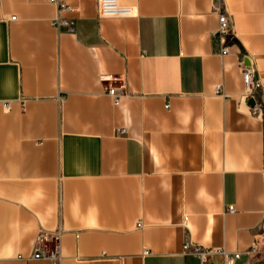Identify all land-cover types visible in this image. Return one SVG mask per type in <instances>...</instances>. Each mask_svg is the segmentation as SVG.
Here are the masks:
<instances>
[{
    "label": "crops",
    "instance_id": "obj_1",
    "mask_svg": "<svg viewBox=\"0 0 264 264\" xmlns=\"http://www.w3.org/2000/svg\"><path fill=\"white\" fill-rule=\"evenodd\" d=\"M59 1L0 0V264H225L185 240L264 264V112L240 101L246 64L264 109V0Z\"/></svg>",
    "mask_w": 264,
    "mask_h": 264
},
{
    "label": "built area",
    "instance_id": "obj_2",
    "mask_svg": "<svg viewBox=\"0 0 264 264\" xmlns=\"http://www.w3.org/2000/svg\"><path fill=\"white\" fill-rule=\"evenodd\" d=\"M50 2H54L56 5H58V8L66 9L68 8V5H65L63 2H60L59 0H49ZM98 3V15L101 17H113V16H119V17H127L128 15H131L133 13V7L131 5H127L124 3H121L119 0H97ZM11 19H14V16L10 17ZM55 26L57 28H63L65 30H72L73 26L68 20H62L55 18ZM230 28V18L225 12H220L218 15V26L216 28V31L214 32V38L218 41L219 45H221V52H226L228 50V47L224 45L225 41V35L229 32ZM241 75H242V81H243V93L240 97V101L246 100L251 98L253 100L252 103H245V106L248 110V113L251 116H258L261 117L263 115L264 109L263 105H261V102L259 100V97L263 93V89H261L259 78L255 74V69L251 67L250 65L242 64L241 65ZM116 78V77H115ZM114 77H111L109 75L102 76V80L104 81H110L115 79ZM106 93L111 96L112 101L114 104L118 103L122 96L125 95V82H122L118 85H110L107 84L105 86ZM221 86L216 85L215 90L216 93L222 94L223 92L220 91ZM167 106V105H166ZM6 108H8V105H5ZM125 128H118L117 131L119 133L124 132ZM233 206L231 204L227 205V210L233 211ZM36 238V243H40L42 240L46 239L51 241V246L47 249L41 250L37 247L34 248L33 256L36 258H49L54 263H57L59 260V250H58V242H59V231H51V232H44V233H38ZM183 249L184 250H190L194 256H196L199 260L202 262H206L207 259L210 257V255L213 254V252H219L224 255L225 264H233L236 259H238L243 252L241 251H228L225 252L223 249L219 248H208L201 244H193L191 247L190 240H185L183 242ZM250 251H257V245L253 244L252 247L245 252ZM144 253H147V250L144 251Z\"/></svg>",
    "mask_w": 264,
    "mask_h": 264
},
{
    "label": "water",
    "instance_id": "obj_3",
    "mask_svg": "<svg viewBox=\"0 0 264 264\" xmlns=\"http://www.w3.org/2000/svg\"><path fill=\"white\" fill-rule=\"evenodd\" d=\"M245 61L248 62V60H245ZM248 102H249V103H252L253 100H252L251 98H249V99H248Z\"/></svg>",
    "mask_w": 264,
    "mask_h": 264
}]
</instances>
